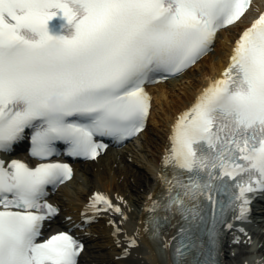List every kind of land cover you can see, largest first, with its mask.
<instances>
[{
  "label": "snow or ice",
  "instance_id": "obj_1",
  "mask_svg": "<svg viewBox=\"0 0 264 264\" xmlns=\"http://www.w3.org/2000/svg\"><path fill=\"white\" fill-rule=\"evenodd\" d=\"M251 6L0 0V264H79L85 245L71 231L42 239L60 212L49 188L74 174L72 164L54 157L96 158L108 148L103 137L122 143L138 134L152 106L146 86L213 51L218 33ZM26 139L42 162H8L3 154ZM162 165L171 175L161 172L165 191L147 206L144 231L159 243L175 220L181 239L172 264H220L223 228L234 226L228 216L238 209L234 219H250L253 200L264 193V13L235 40L225 71L178 115ZM109 209L126 215L107 194L93 193L81 210L84 224L74 227ZM110 222L119 245L121 229ZM125 240L121 256L139 243L135 235Z\"/></svg>",
  "mask_w": 264,
  "mask_h": 264
},
{
  "label": "bare ground",
  "instance_id": "obj_2",
  "mask_svg": "<svg viewBox=\"0 0 264 264\" xmlns=\"http://www.w3.org/2000/svg\"><path fill=\"white\" fill-rule=\"evenodd\" d=\"M263 11L264 0H252L245 17L221 30L214 50L195 66L166 82L146 86L152 95V106L145 130L132 143L121 149L108 148L93 160L73 164L72 178L60 185L50 200L60 208L56 220L61 226L72 227L79 233L85 245L80 264H172L170 249L179 225L174 220L175 226L167 227L163 239L156 243L144 231L143 223L148 215L147 206L165 191L161 172L171 175V170L164 169L162 158L169 146L172 125L178 115L196 100L201 89L225 71L235 40ZM150 125L154 127L149 128ZM98 191L107 194L114 204H119L126 215L121 216L109 209L97 213L90 224L74 227L84 224L81 210ZM88 214L92 215L91 212ZM110 221H116L121 229L117 233L119 245L113 234L116 225ZM242 229L239 225L225 228L220 264L264 262V226L250 225ZM54 232L55 229H51L50 233ZM125 235H135L139 243L130 249L128 256H121V250L127 247Z\"/></svg>",
  "mask_w": 264,
  "mask_h": 264
},
{
  "label": "rangeland",
  "instance_id": "obj_3",
  "mask_svg": "<svg viewBox=\"0 0 264 264\" xmlns=\"http://www.w3.org/2000/svg\"><path fill=\"white\" fill-rule=\"evenodd\" d=\"M153 127H154V126H152V125H150V126H149V128H153ZM130 143H132V141H131V142H129L128 144H130ZM128 144H127V145H128Z\"/></svg>",
  "mask_w": 264,
  "mask_h": 264
}]
</instances>
